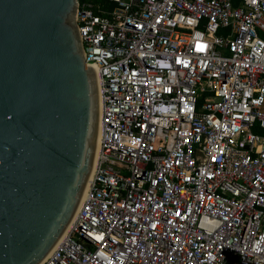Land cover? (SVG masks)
<instances>
[{
    "label": "built area",
    "instance_id": "obj_1",
    "mask_svg": "<svg viewBox=\"0 0 264 264\" xmlns=\"http://www.w3.org/2000/svg\"><path fill=\"white\" fill-rule=\"evenodd\" d=\"M93 181L43 264H264V0H77Z\"/></svg>",
    "mask_w": 264,
    "mask_h": 264
},
{
    "label": "water",
    "instance_id": "obj_2",
    "mask_svg": "<svg viewBox=\"0 0 264 264\" xmlns=\"http://www.w3.org/2000/svg\"><path fill=\"white\" fill-rule=\"evenodd\" d=\"M77 0H0V264H43L94 170L101 100Z\"/></svg>",
    "mask_w": 264,
    "mask_h": 264
},
{
    "label": "bare ground",
    "instance_id": "obj_3",
    "mask_svg": "<svg viewBox=\"0 0 264 264\" xmlns=\"http://www.w3.org/2000/svg\"><path fill=\"white\" fill-rule=\"evenodd\" d=\"M98 144H99V141H98ZM98 148H99V145H98ZM98 148H97V151H98ZM92 181H93V175H92V177H91V180H90V184H89V187H88V189H87V192H86V194H85V196L87 195V193H88V191L90 190V187H91V185H92ZM85 198V197H84ZM83 201H84V199H83ZM82 201V202H83ZM67 233V232H66ZM66 235V234H65ZM64 235V236H65Z\"/></svg>",
    "mask_w": 264,
    "mask_h": 264
},
{
    "label": "trees",
    "instance_id": "obj_4",
    "mask_svg": "<svg viewBox=\"0 0 264 264\" xmlns=\"http://www.w3.org/2000/svg\"><path fill=\"white\" fill-rule=\"evenodd\" d=\"M91 1L97 2L98 0H91Z\"/></svg>",
    "mask_w": 264,
    "mask_h": 264
}]
</instances>
